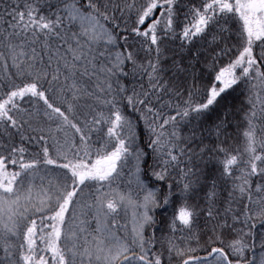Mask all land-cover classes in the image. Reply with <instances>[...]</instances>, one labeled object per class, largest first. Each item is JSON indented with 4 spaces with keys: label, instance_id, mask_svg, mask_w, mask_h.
<instances>
[{
    "label": "snow or ice",
    "instance_id": "obj_1",
    "mask_svg": "<svg viewBox=\"0 0 264 264\" xmlns=\"http://www.w3.org/2000/svg\"><path fill=\"white\" fill-rule=\"evenodd\" d=\"M0 264H264V0H0Z\"/></svg>",
    "mask_w": 264,
    "mask_h": 264
}]
</instances>
